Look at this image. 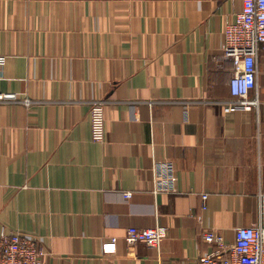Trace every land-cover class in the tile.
<instances>
[{
  "label": "crops",
  "instance_id": "1",
  "mask_svg": "<svg viewBox=\"0 0 264 264\" xmlns=\"http://www.w3.org/2000/svg\"><path fill=\"white\" fill-rule=\"evenodd\" d=\"M242 8L0 0V93L17 96L0 101V234L35 238L45 264H199L215 248L203 231L232 243L257 223L264 44L251 111L227 105L233 61L221 49ZM94 99L106 101L103 143L92 139ZM154 162L167 176L158 194ZM156 225L169 227L161 250L128 243L130 227Z\"/></svg>",
  "mask_w": 264,
  "mask_h": 264
},
{
  "label": "built area",
  "instance_id": "2",
  "mask_svg": "<svg viewBox=\"0 0 264 264\" xmlns=\"http://www.w3.org/2000/svg\"><path fill=\"white\" fill-rule=\"evenodd\" d=\"M221 45L225 57L233 61L230 89L233 96L228 107L233 110L251 111L258 106L257 87L258 59L264 44V0H243V8L235 20L227 21ZM5 57L0 55V63ZM16 94L0 93V101L15 100ZM29 105L28 99L25 101ZM105 99L90 103L91 134L93 141H106ZM166 169L154 162L152 167L153 192L167 191ZM132 192L124 193L130 198ZM208 195H202V207L206 208ZM260 219L251 226L238 227L232 243H226L215 230H205L202 238L214 245V249L199 255V264H264V192L260 195ZM169 227L156 225L150 228L130 227L127 241L144 243L161 250L168 236ZM110 249H105L108 252ZM47 253L38 247L37 240L18 231L0 234V264H45Z\"/></svg>",
  "mask_w": 264,
  "mask_h": 264
}]
</instances>
